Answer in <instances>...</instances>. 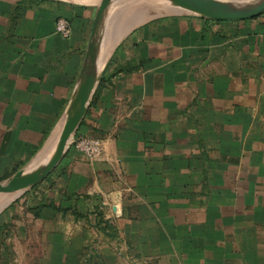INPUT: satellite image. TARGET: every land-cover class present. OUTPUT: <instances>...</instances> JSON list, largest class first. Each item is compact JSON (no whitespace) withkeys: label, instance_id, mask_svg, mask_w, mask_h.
Wrapping results in <instances>:
<instances>
[{"label":"crops","instance_id":"obj_1","mask_svg":"<svg viewBox=\"0 0 264 264\" xmlns=\"http://www.w3.org/2000/svg\"><path fill=\"white\" fill-rule=\"evenodd\" d=\"M97 4L0 0V182L50 155ZM60 17L68 38L56 32ZM91 102L74 137L100 138L102 151L90 159L68 148L56 168L61 210L26 213L25 264H129L128 254L138 264H264V12L137 25ZM80 191L93 209L73 199Z\"/></svg>","mask_w":264,"mask_h":264},{"label":"water","instance_id":"obj_2","mask_svg":"<svg viewBox=\"0 0 264 264\" xmlns=\"http://www.w3.org/2000/svg\"><path fill=\"white\" fill-rule=\"evenodd\" d=\"M117 1L118 0H98L85 63L79 76V81L71 103L66 112L65 119L59 130L57 140L49 157L43 164L32 161L26 167L18 170L12 177L6 180V182H0V194L15 195L28 191L52 174L60 164L66 151L70 147L71 139L74 137L86 115L87 109L97 90L100 78L108 62L109 56L103 59L104 55L102 52L105 47V34L108 32L110 26L109 13ZM162 1L167 3V9L170 8L171 10L178 11V13L193 14L214 20H245L258 16L264 12V0ZM164 15L168 14L152 16L151 18L134 24L126 30L124 36L130 33L137 25ZM116 45L112 49L111 54L116 48ZM12 201L3 206L0 211Z\"/></svg>","mask_w":264,"mask_h":264},{"label":"rangeland","instance_id":"obj_3","mask_svg":"<svg viewBox=\"0 0 264 264\" xmlns=\"http://www.w3.org/2000/svg\"><path fill=\"white\" fill-rule=\"evenodd\" d=\"M166 5L167 3L162 0H118L109 13L110 26L108 32L105 34L106 38L108 39V34L112 35L113 33L112 37L117 38V41L115 42V44H113L114 48V46L118 44V41L121 40V38L124 36L126 30H128L134 24L142 22L156 15L178 13V11L171 10L170 8L167 9ZM114 28H117L116 32L114 31ZM118 29H121L122 31L121 35H119L120 33L118 32ZM107 44L108 42L106 40L105 46ZM110 54L111 52H109V55ZM88 137L97 138L90 135ZM38 158L39 159L36 161L37 163L43 164L45 162V160H43L44 157ZM32 161H29L23 166L26 167ZM62 171V168H60L59 170L55 169L52 174H50L47 178H45L43 181H41L39 184L28 191L21 192L12 196H0V209L13 200L9 205H7L0 211V217L9 215V212H14L13 216H11L9 219H5L3 221L4 223L0 225V263L25 264L29 260L26 255L27 253H30V251L27 252L28 245L24 240V238L26 237L24 236V231L26 230L23 229L24 225H26L27 232H29V224L27 223L29 219H27L26 213L31 212L35 215L41 212L43 215L46 214L51 216L54 215L57 211H60V209L57 210L55 208H52L51 206L49 208L48 206L52 202H54L57 207L61 206V202L58 198L65 192L64 187L62 186V178H64V176H61ZM6 180L8 179H5L1 182H6ZM84 192L85 191H80V193L78 194L70 195H73V199L75 201H82L84 203V209L86 207L88 208L89 205L90 209H93V207L91 206L92 201L88 199L89 197H87ZM67 198L70 197H66V199ZM73 199L70 198L71 201ZM42 203H44L46 206L41 207V209L40 205ZM14 234H16L17 240L14 239ZM101 239L102 238H100L99 234L96 236V238H93L94 242L91 243L92 247L97 248L98 242ZM119 248L117 250L118 252H120ZM90 251L89 255L92 256L94 248H91ZM96 255L97 253L95 254V256ZM19 256L21 257L19 258ZM125 258L129 264H138V261L135 260V257L130 254L126 255Z\"/></svg>","mask_w":264,"mask_h":264},{"label":"built area","instance_id":"obj_4","mask_svg":"<svg viewBox=\"0 0 264 264\" xmlns=\"http://www.w3.org/2000/svg\"><path fill=\"white\" fill-rule=\"evenodd\" d=\"M56 32L64 38L71 35V24L65 18L56 20ZM102 140L98 138H90L88 136H76L71 139L70 146L76 148L82 154L90 159H96L102 151Z\"/></svg>","mask_w":264,"mask_h":264},{"label":"trees","instance_id":"obj_5","mask_svg":"<svg viewBox=\"0 0 264 264\" xmlns=\"http://www.w3.org/2000/svg\"><path fill=\"white\" fill-rule=\"evenodd\" d=\"M22 1H24V0H22ZM25 1H31L32 3L33 2H37V3H41V2H44L45 0H25ZM96 99V98H95ZM93 104H94V101H92L91 102V106H93ZM67 200H70V198H67ZM44 206H46L44 203H42L41 205H40V208L41 207H44ZM50 206L52 207V208H55V209H57V210H61V207H57L55 204H54V202H52L48 207L50 208ZM42 209V208H41ZM68 209H64V211H67ZM36 216H41V212L40 213H37L36 214Z\"/></svg>","mask_w":264,"mask_h":264},{"label":"bare ground","instance_id":"obj_6","mask_svg":"<svg viewBox=\"0 0 264 264\" xmlns=\"http://www.w3.org/2000/svg\"><path fill=\"white\" fill-rule=\"evenodd\" d=\"M48 157H49V156H48ZM48 157H47V158H48ZM47 158H46V159H47ZM46 159H45V160H46ZM0 196H12V195H3V194H2V195H0Z\"/></svg>","mask_w":264,"mask_h":264}]
</instances>
